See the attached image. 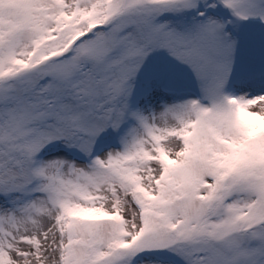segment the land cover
<instances>
[{"label":"snow or ice","instance_id":"1","mask_svg":"<svg viewBox=\"0 0 264 264\" xmlns=\"http://www.w3.org/2000/svg\"><path fill=\"white\" fill-rule=\"evenodd\" d=\"M0 264H264V0H0Z\"/></svg>","mask_w":264,"mask_h":264}]
</instances>
